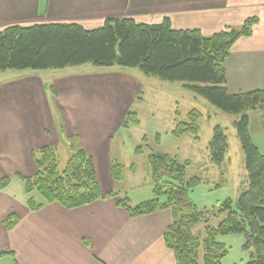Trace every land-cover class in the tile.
Wrapping results in <instances>:
<instances>
[{"label":"crops","instance_id":"obj_1","mask_svg":"<svg viewBox=\"0 0 264 264\" xmlns=\"http://www.w3.org/2000/svg\"><path fill=\"white\" fill-rule=\"evenodd\" d=\"M249 17L258 19L251 36L236 40L225 60L230 94L264 90V0H0V30L48 23L91 30L108 18L140 24L168 18L174 30L210 36L238 28ZM41 72H0V180L10 178L0 191V253L12 252L1 256L0 264H175L163 242L170 211L130 217L118 201L122 192L129 195L125 172L134 176L136 167L121 164L119 182L110 171L112 139L125 129L122 123L143 88V74L81 66ZM71 146L92 157L102 199L75 209L50 203L31 211L19 177L35 175L33 153L55 147L58 158L61 149L71 154ZM147 178L149 189L150 172ZM11 215L17 222L7 230L4 222Z\"/></svg>","mask_w":264,"mask_h":264},{"label":"trees","instance_id":"obj_2","mask_svg":"<svg viewBox=\"0 0 264 264\" xmlns=\"http://www.w3.org/2000/svg\"><path fill=\"white\" fill-rule=\"evenodd\" d=\"M256 17L245 19L238 28L227 27L210 36L198 30H174L170 20L158 24H140L132 18H108L96 29L78 24L48 23L30 26L12 25L0 30V72L61 70L90 64L95 67L137 68L144 76L180 83L206 99L218 109L238 116L234 122L236 135L244 155L247 187L233 202L227 199L218 210L222 217L215 227L206 225L202 240L192 227L204 219L189 201L188 193L200 183L198 178H185V166L163 153L147 155L153 197L130 205L122 197L118 205L130 217L168 209L172 222L163 242L174 256L175 264H221L226 246L217 241L221 235H241L242 249L248 259L241 264H264V155L252 143L247 112L264 107V90L230 94L226 88L225 60L234 42L249 37ZM47 89L56 96L52 85ZM202 114L191 110L185 121H177L172 134H191L196 140ZM136 113L129 110L122 128L137 125ZM227 137L215 127L209 143L213 162L219 164L227 151ZM136 155L144 147L134 149ZM37 171L32 177H19L28 195L31 211L44 204L58 203L75 209L102 199L93 159L83 148L71 146V154L62 170L58 169L55 147H43L33 153ZM133 171V165L130 167ZM113 181L123 178V166L111 160ZM10 178L0 180L4 191ZM109 196H114L111 194ZM38 198V199H36ZM41 201H38V200ZM17 219L9 216L7 230ZM12 252L0 253V257Z\"/></svg>","mask_w":264,"mask_h":264},{"label":"rangeland","instance_id":"obj_3","mask_svg":"<svg viewBox=\"0 0 264 264\" xmlns=\"http://www.w3.org/2000/svg\"><path fill=\"white\" fill-rule=\"evenodd\" d=\"M81 68L103 71L106 67L85 64ZM127 70L135 77L139 76L140 71L137 68ZM52 71L54 70L41 73L48 74ZM18 72L20 71H8L12 74ZM142 76L140 80L143 88L130 109L136 113L138 124L122 129L114 136L111 144L112 159L115 158V161L124 164L125 167L132 163L136 167L134 176L128 178L129 175L127 171L125 172L127 178L125 186L129 195L122 192L121 197H128L131 206L153 197L152 187L148 189L149 168L146 160L148 154L163 153L174 157L180 163H187L185 178L189 180L194 177L200 180V183L189 191L188 199L197 211L204 213L202 222L192 227V231L202 240L206 225L215 227L221 220L222 217L218 214L221 204L227 199L234 202L247 187L244 155L234 126L238 116L218 109L180 83ZM191 110H197L202 114L198 139L191 134L174 136L172 130L176 122L185 121L186 114ZM247 114L252 143L260 154L264 155V107L263 111L251 110ZM217 126L226 135L228 143L225 156L219 164L212 161L209 151V143ZM141 145L145 153L135 156L134 149ZM69 156L68 148L65 153L61 149L58 155L59 170L63 169ZM217 241L224 244L227 250L221 264H241L247 261L248 253L242 249L241 235H221Z\"/></svg>","mask_w":264,"mask_h":264}]
</instances>
